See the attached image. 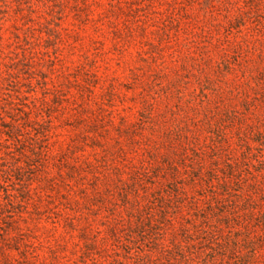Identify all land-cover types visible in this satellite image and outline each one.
<instances>
[{
    "label": "rangeland",
    "instance_id": "rangeland-1",
    "mask_svg": "<svg viewBox=\"0 0 264 264\" xmlns=\"http://www.w3.org/2000/svg\"><path fill=\"white\" fill-rule=\"evenodd\" d=\"M0 264H264V0H0Z\"/></svg>",
    "mask_w": 264,
    "mask_h": 264
}]
</instances>
